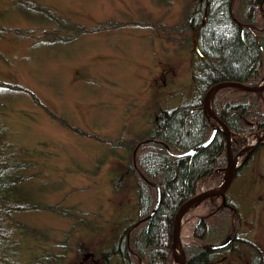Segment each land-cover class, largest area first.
Here are the masks:
<instances>
[{
  "label": "rangeland",
  "instance_id": "1",
  "mask_svg": "<svg viewBox=\"0 0 264 264\" xmlns=\"http://www.w3.org/2000/svg\"><path fill=\"white\" fill-rule=\"evenodd\" d=\"M34 1L87 28L106 21L119 24L76 35L66 45L40 46L48 24L43 26L37 13L36 18L22 8L29 0H0V132L11 159H30L25 192L38 206L12 217L24 226L11 229L19 248L16 262L32 264L48 257L59 260L56 264H87L88 259L89 264H100L91 260L94 248H107L105 241L115 242L139 216L136 144L146 139L158 112L195 105L197 100L191 79L198 58L184 41L192 36L185 11L203 0ZM234 8L236 14L247 7L236 0ZM261 16L264 25V11ZM47 111L88 135L68 129ZM243 150L233 151L237 164L242 168L250 162L238 169L228 191L236 212L216 213L209 221L224 217L219 228L236 227L237 236L254 243L264 256V147ZM225 176L216 172L199 185L198 193L217 189ZM210 206L202 205L185 219L183 244L199 245L192 229ZM102 226L105 232H99ZM218 236L213 234L212 244H220ZM247 253L241 258L227 253L226 259L225 252H219L215 263L247 264ZM106 264L125 263L112 257Z\"/></svg>",
  "mask_w": 264,
  "mask_h": 264
},
{
  "label": "trees",
  "instance_id": "2",
  "mask_svg": "<svg viewBox=\"0 0 264 264\" xmlns=\"http://www.w3.org/2000/svg\"><path fill=\"white\" fill-rule=\"evenodd\" d=\"M233 1L204 0L195 7L189 6L185 11L192 36L185 38L184 41L193 48L195 33L199 50L204 56V58L199 57L193 49L198 59L192 68L191 81H194L193 89L196 91L195 95H198L197 100L195 105L158 112L146 132V139L136 144L135 148L139 149L134 156L137 155L140 162V171L135 174L137 177L135 206L138 219H134L132 223L130 221L123 235L115 242L105 241L108 244L107 248H94L95 253L91 255L93 257L91 260L106 264L112 257H118L125 264H173L171 240L174 217L183 203L197 195L201 183L227 165L226 137L218 130L209 146L201 148L197 154L189 158H173L166 148L169 147L174 153H183L196 148L209 138L212 127L202 109L203 97L208 89L223 82L257 86L264 77L263 18L258 17L261 13L257 8L253 9V6L258 7L259 4L257 1L254 5L248 2L249 6L246 5V10L239 11L234 16ZM29 2L22 8L26 7L32 11V16H35L34 12L37 13L40 18L35 17L43 26L44 23L52 25L48 28L47 25L42 30L43 36L40 37L45 39L38 40L40 46L66 45L74 40L76 35L117 28L119 24L118 21L113 24L110 23L111 21H106L105 25L87 28L84 25L73 24L34 0ZM241 12L244 15L240 16ZM4 86L15 91H25L18 85ZM212 103L216 115L233 134L234 152L241 149L249 135L264 128L263 93L226 88L215 94ZM47 112L55 120L63 122L68 129L79 135H88L87 131L73 127L53 111ZM4 137L0 132V264H18L16 258L19 255V248L16 247V242L13 243L11 229L14 226H24L22 223L12 221V217L18 212L35 210L38 206L32 202L30 192L28 194L25 192L27 181L30 180L25 171L31 161L11 159L6 154L8 151L3 142ZM248 163L240 169L242 170ZM158 198L159 206L154 215H151ZM209 203L210 212L192 229L199 245H183L188 264H217L215 262L220 258L217 256L219 252H225L224 257L227 259V253L231 257L241 258L243 252L247 251L249 252L247 264H264V256L253 245L254 243L243 241L237 236L239 231L236 227L232 226L231 230L218 227L224 217L218 218L213 223L209 221L216 213L224 216L226 213L236 212L235 207L229 203L228 194L224 201L210 198L201 203L200 207ZM54 208L52 210L57 211ZM61 214L65 217L73 215L75 219L79 218L76 214L67 211H61ZM80 221L85 226H89L90 230L92 228L93 232L97 230V227L93 228V223L88 222L87 219ZM104 228L105 226H102L99 232H103ZM231 231L237 233L230 246L218 251L209 250V247L214 245L213 234H219L218 239L222 244L231 238L233 235L230 234ZM71 234L72 232L68 236ZM93 245L92 243L85 247L88 249ZM86 261L89 264L90 260ZM58 262L59 260L53 258L42 257L32 264Z\"/></svg>",
  "mask_w": 264,
  "mask_h": 264
},
{
  "label": "water",
  "instance_id": "3",
  "mask_svg": "<svg viewBox=\"0 0 264 264\" xmlns=\"http://www.w3.org/2000/svg\"><path fill=\"white\" fill-rule=\"evenodd\" d=\"M194 44H195V50L197 51V53L201 57H203L202 53L199 50V46H198L196 40H195ZM223 88H236V89H240V90H243L246 92H256V93L264 92V79H263V82L257 87L247 86L245 84L238 83V82H223V83H220V84H217V85L211 87L207 91L206 95L204 96L202 108H203L204 112L209 116V118L214 120L218 124V126L213 129L212 135L210 136V138L206 142H204L203 144L199 145L197 148L189 149L187 152L181 153V154H174V153H171L169 151V153L172 156H174L175 158L192 157L198 153L199 149L206 148L207 146H209L212 143V141L214 140L219 129L224 132V135L226 137L227 166L224 169H222L224 172H226V176H225L223 183L217 189L209 190V191H206L204 193H200V194L192 197L191 199L187 200L185 203H183L180 206V208L178 209V211L174 217L173 234H172V240H171V250H172L174 262L176 264H188V259H187L185 250L183 248V243H182V239H181V229H182V222H183L184 216L189 211H191L193 208H195L200 203L204 202L205 200H207L209 198L222 197L224 199L226 193L228 192V190L230 189V187L233 184L234 178L236 176V172L239 168L237 165L236 157L233 155V151H232V133H231V130L214 113L213 109L211 108V100H212L214 94ZM255 148H256V146L251 147V148L249 147L247 149V151L254 150ZM158 206H159V199H158L156 206L154 208V211L151 215H154ZM232 240L233 239H230L227 243H224L221 245L212 246V247H210V250L223 249V248L227 247L232 242ZM177 248L179 249V251H177Z\"/></svg>",
  "mask_w": 264,
  "mask_h": 264
},
{
  "label": "flooded vegetation",
  "instance_id": "4",
  "mask_svg": "<svg viewBox=\"0 0 264 264\" xmlns=\"http://www.w3.org/2000/svg\"><path fill=\"white\" fill-rule=\"evenodd\" d=\"M241 1V4L244 6V5H248L247 3L249 2H251L252 3V5H254V3L257 1L258 2V7H257V5L256 6H253V9H255V8H257L259 11H260V13L262 14L263 13V11H264V1L263 0H240ZM234 4H232V6H233ZM249 6V5H248ZM247 7V6H246ZM252 7V6H251ZM243 12H244V10H243ZM234 240H235V238H234ZM234 240L231 242V244L234 242ZM230 244V245H231ZM229 245V246H230Z\"/></svg>",
  "mask_w": 264,
  "mask_h": 264
},
{
  "label": "bare ground",
  "instance_id": "5",
  "mask_svg": "<svg viewBox=\"0 0 264 264\" xmlns=\"http://www.w3.org/2000/svg\"><path fill=\"white\" fill-rule=\"evenodd\" d=\"M177 251H179V249L177 248Z\"/></svg>",
  "mask_w": 264,
  "mask_h": 264
}]
</instances>
